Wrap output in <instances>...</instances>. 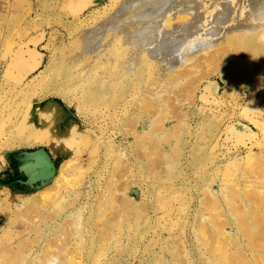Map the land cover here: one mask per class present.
<instances>
[{"label": "rangeland", "instance_id": "374dc122", "mask_svg": "<svg viewBox=\"0 0 264 264\" xmlns=\"http://www.w3.org/2000/svg\"><path fill=\"white\" fill-rule=\"evenodd\" d=\"M122 2L0 0V159L48 163L0 180V264H264V40L125 72Z\"/></svg>", "mask_w": 264, "mask_h": 264}, {"label": "bare ground", "instance_id": "6f19581e", "mask_svg": "<svg viewBox=\"0 0 264 264\" xmlns=\"http://www.w3.org/2000/svg\"><path fill=\"white\" fill-rule=\"evenodd\" d=\"M184 1L123 0L117 14L140 7L133 17L138 21L136 26L130 33L122 35H126L134 46L131 59L126 63L122 62L125 72L137 68L138 59L143 54L154 59L163 57L165 62H186L191 53L201 50L197 49L199 46L208 47L209 43L222 37L237 36L264 40V0ZM179 12H182V15L173 19ZM116 25L115 19H106L86 30L82 37L85 40L82 48L94 51L96 56L105 55L103 52L120 36H117V32L104 44L100 41L104 39L107 30ZM165 26L168 28L163 29ZM174 55H178V60L174 58L175 62L172 60ZM115 62L118 63L117 60Z\"/></svg>", "mask_w": 264, "mask_h": 264}, {"label": "crops", "instance_id": "0c3cea01", "mask_svg": "<svg viewBox=\"0 0 264 264\" xmlns=\"http://www.w3.org/2000/svg\"><path fill=\"white\" fill-rule=\"evenodd\" d=\"M44 151V150H43ZM44 152L35 150L33 152L13 153L0 159V180L6 181V184L16 185H29L37 181L38 177L30 175L27 168L32 164L36 168L37 176L46 175L48 163L44 159ZM37 156L43 157V161L40 163L34 162Z\"/></svg>", "mask_w": 264, "mask_h": 264}, {"label": "built area", "instance_id": "2783aa9c", "mask_svg": "<svg viewBox=\"0 0 264 264\" xmlns=\"http://www.w3.org/2000/svg\"><path fill=\"white\" fill-rule=\"evenodd\" d=\"M2 194H3V191H2V189L0 188V214H1V197H2Z\"/></svg>", "mask_w": 264, "mask_h": 264}]
</instances>
